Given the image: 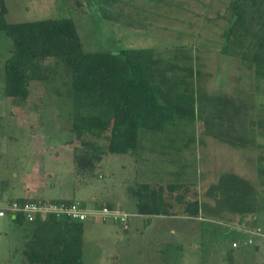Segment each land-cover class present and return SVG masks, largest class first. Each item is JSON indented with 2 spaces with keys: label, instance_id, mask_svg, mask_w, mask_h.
Listing matches in <instances>:
<instances>
[{
  "label": "trees",
  "instance_id": "16d2710c",
  "mask_svg": "<svg viewBox=\"0 0 264 264\" xmlns=\"http://www.w3.org/2000/svg\"><path fill=\"white\" fill-rule=\"evenodd\" d=\"M100 1L105 2L103 16L108 21L159 32L178 42L164 47L90 50L72 15L12 22L7 20L6 0H0V34L12 41L11 54L4 62V91L28 99L31 81L39 79L50 86L53 96L65 98L71 130L81 144L74 150L78 173L96 169L107 151L133 154L138 150L142 157L146 151L161 155L182 145L196 152L206 143L204 133L235 148L258 144V132L264 129V119L258 115L259 83L264 81V0ZM210 54L218 55L214 60L223 71L218 74L226 81L223 90L210 88L214 76ZM198 121L202 122L200 134ZM194 158L191 171L179 163L173 172L179 178L168 183L169 191L184 187L186 174L199 177L200 159ZM5 181L0 184V199L31 198H5ZM191 183H186L187 188ZM158 184L152 189L151 183L140 184L134 200L136 212L171 214L166 187ZM59 199L74 200H53ZM178 199L185 202L190 218L202 224L200 250L207 247V232L216 241L230 242L224 264H238L234 246L247 243L251 230L256 231L254 238L261 236L253 226L229 221L233 214L240 216L238 220L256 215L262 203L257 184L234 171L222 172L202 197L185 200L179 194ZM104 205L115 207L112 203L94 207ZM202 213L224 218L226 225H207ZM8 217L24 240L19 264H84L86 220L56 214L34 220L22 213Z\"/></svg>",
  "mask_w": 264,
  "mask_h": 264
},
{
  "label": "rangeland",
  "instance_id": "374dc122",
  "mask_svg": "<svg viewBox=\"0 0 264 264\" xmlns=\"http://www.w3.org/2000/svg\"><path fill=\"white\" fill-rule=\"evenodd\" d=\"M81 1L79 5L76 0H6L7 20L16 22L72 15L85 47L90 50L164 47L178 42L159 32L120 27L104 18L102 7L105 2ZM72 5L82 7L71 11ZM11 45V39L0 34V184L6 180L5 198L28 194L31 198L41 195L69 197L87 207H93L94 203H112L131 213L136 210L134 200L141 183H151V189L162 183L166 187V197L172 203L170 215L135 216L132 213L127 230L119 221L101 218L86 221L84 264H190L199 260H204L205 264H224L230 242L223 243L221 238L216 241L207 232V247L200 250L202 224L200 220L190 218L184 209L185 202H181L178 195L184 194L185 200L202 197L222 172L234 171L257 184L262 202L256 215L250 213L238 220L240 216L233 214L234 219L229 220L234 225L253 226L261 234L254 238L256 231L251 230L253 240L249 238L247 243L234 246L236 258L238 264H264V129L258 132V144L248 149L235 148L204 133L206 143L196 152L189 147L181 148L182 145L161 155L146 151L142 157L138 150L133 154L107 151L96 169L81 174L74 166V150L79 142L71 130V115L65 98L53 96L50 86L39 79L31 81L28 99L5 93L4 62L11 54ZM211 54L209 61L214 76L210 88L223 90L226 81L219 78L222 76L218 74L223 71L217 69L219 61L214 60L218 55ZM258 101L262 103L258 115L264 119V81L259 83ZM196 126V132L200 134L202 122L198 121ZM194 157L200 159L197 161L199 177L191 178L186 174L184 187L169 191L168 183L179 178L173 173L179 163L186 165L187 172L191 171ZM41 158L50 173L35 171ZM179 159L181 161H177ZM191 181L187 188L186 183ZM27 185L29 188L25 189ZM202 214L206 215L207 225H226L224 218ZM219 228L223 229V226ZM23 244L21 232L10 218L0 217V264H19Z\"/></svg>",
  "mask_w": 264,
  "mask_h": 264
},
{
  "label": "built area",
  "instance_id": "2783aa9c",
  "mask_svg": "<svg viewBox=\"0 0 264 264\" xmlns=\"http://www.w3.org/2000/svg\"><path fill=\"white\" fill-rule=\"evenodd\" d=\"M22 213L28 220H34L38 216L56 214L66 216L77 220H90L92 218H101L103 220L119 221L123 227L129 228V217L132 213L118 207H87L79 200H53L28 198L25 200L13 199L7 201L0 199V217L16 216Z\"/></svg>",
  "mask_w": 264,
  "mask_h": 264
},
{
  "label": "crops",
  "instance_id": "0c3cea01",
  "mask_svg": "<svg viewBox=\"0 0 264 264\" xmlns=\"http://www.w3.org/2000/svg\"><path fill=\"white\" fill-rule=\"evenodd\" d=\"M43 151V150H42ZM106 153V152H105ZM104 155V154H103ZM75 166V165H74ZM37 170H39L40 172H42V173H50V172H48L47 170H46V167H45V164L43 163V159L41 158L40 159V162H38L37 161V163H36V166H35V171H37ZM27 188H29V186L27 185V186H25V189H27ZM28 196H30L29 194H28ZM28 196H24V197H28ZM32 198H35V197H33L32 196ZM37 198H40V199H54V198H47L46 196H39V197H37ZM61 198V197H60ZM63 198H69V197H63ZM96 203H94L93 205H95ZM127 211V210H126ZM135 211V212H134ZM133 212H131V213H133V214H135V216H142L143 214H140V213H138V212H136V210H134Z\"/></svg>",
  "mask_w": 264,
  "mask_h": 264
}]
</instances>
